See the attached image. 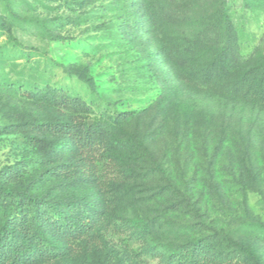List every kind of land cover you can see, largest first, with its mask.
<instances>
[{
	"label": "rangeland",
	"instance_id": "1",
	"mask_svg": "<svg viewBox=\"0 0 264 264\" xmlns=\"http://www.w3.org/2000/svg\"><path fill=\"white\" fill-rule=\"evenodd\" d=\"M0 18L12 31L0 28V169L21 168L38 192L99 200L110 215L46 264H164L201 238L231 252L228 264H257L244 248L264 264V72L241 77L264 61V0H0ZM223 48L238 68L226 74ZM69 65L90 66L97 90ZM123 111L95 153L117 149L129 176L110 174L106 187L58 171L79 157L73 146L44 156L32 139L47 136L36 123L111 125Z\"/></svg>",
	"mask_w": 264,
	"mask_h": 264
},
{
	"label": "trees",
	"instance_id": "2",
	"mask_svg": "<svg viewBox=\"0 0 264 264\" xmlns=\"http://www.w3.org/2000/svg\"><path fill=\"white\" fill-rule=\"evenodd\" d=\"M221 16L227 29H230L231 18L225 1ZM0 28L12 36L11 27L2 18ZM230 55L228 48L221 50L222 57L218 63L225 74L236 70L235 60ZM65 70L76 75L92 91L97 90L90 66L69 65ZM254 70L264 72V61L244 70L242 82ZM24 94L35 98L39 92L25 91ZM54 95L69 110L83 111L85 108L78 97L57 94L56 91ZM130 115L128 111L117 113L110 117L111 125L100 119L89 123L77 118L36 123V130L47 136L32 139L44 156L53 155L67 145L73 146L79 157L73 164L57 166L58 171L65 173L70 180L95 181L99 186L106 187L110 176L119 179L127 178L129 174L117 149L107 145L102 154L95 151L112 133L110 126L121 127ZM117 143L123 142L118 139ZM23 176L21 168L15 165L0 169V264H46L71 253L72 242L93 237L100 227L110 223L108 209L99 200L74 194L59 197L50 191L38 192L34 190V182L23 183ZM244 250L252 260L261 264L255 251ZM232 257L231 252L221 251L208 239L201 238L174 250L164 264H228Z\"/></svg>",
	"mask_w": 264,
	"mask_h": 264
}]
</instances>
